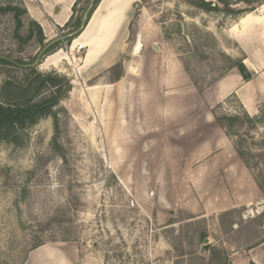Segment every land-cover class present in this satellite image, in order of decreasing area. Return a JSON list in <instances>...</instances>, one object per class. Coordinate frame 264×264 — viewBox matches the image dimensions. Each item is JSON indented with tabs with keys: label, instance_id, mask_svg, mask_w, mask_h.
<instances>
[{
	"label": "rangeland",
	"instance_id": "1",
	"mask_svg": "<svg viewBox=\"0 0 264 264\" xmlns=\"http://www.w3.org/2000/svg\"><path fill=\"white\" fill-rule=\"evenodd\" d=\"M226 1L241 11L204 13L175 0H134L112 64L122 63L125 80L115 85L109 83L111 66L84 68L87 48L71 49L73 41H65L91 1L77 0L56 38L61 49L48 52L50 43L40 47L28 13L19 29L23 38L31 32L27 43L16 38L12 14L0 13V55L25 62L37 55L38 71L66 75L72 85L60 104L65 112L57 148L50 118L24 133L23 147L0 143V264H216L201 233L218 248L248 244L258 222L244 223L242 209L223 219L224 234L231 221L238 224L227 236L214 217L197 216V196L188 183V144L169 141V116L160 105L165 99L153 83L172 62L187 58L191 36L197 38L193 27L212 35L217 50L234 58L246 54V66L264 70V7L243 12L246 0ZM8 4L25 8L24 0H0V6ZM115 36H104L102 51ZM209 68L203 61L195 73L204 79ZM5 74L19 77L22 70ZM217 98L208 101L221 104L218 115H236L245 123L232 140L264 186V105L251 125L236 99ZM255 210L249 215L258 217Z\"/></svg>",
	"mask_w": 264,
	"mask_h": 264
},
{
	"label": "crops",
	"instance_id": "2",
	"mask_svg": "<svg viewBox=\"0 0 264 264\" xmlns=\"http://www.w3.org/2000/svg\"><path fill=\"white\" fill-rule=\"evenodd\" d=\"M133 1L129 0L126 5L123 16L125 23L127 10ZM76 2L77 0H24V5L30 18L40 26L46 43L51 44L57 40L60 30L72 18V9ZM102 2L103 0L96 9ZM112 2L114 0H110L109 4ZM118 46L119 42L115 38L105 50L92 57L88 66L85 65V51L82 66L89 68L98 63L100 67L109 68L120 50ZM244 55L246 65L250 59ZM109 59H113L110 64ZM247 68L254 73L250 81L245 82L237 71L232 70L203 93H199L177 59L171 66L166 67V72L159 73L162 76L153 82L165 99V103L160 105L169 116L165 121L169 141L188 144L185 156L191 162L188 183L191 194L195 193L197 196L194 199L196 204H193L198 212L197 216L214 217L224 236L235 233L238 224L234 222L231 231L224 234L220 223L223 222V215L242 209L248 217L241 212L240 217L244 223L258 222L255 235L248 239V244L237 241L233 246L220 248L226 251L230 264H264V191L258 186L253 171L239 158L233 140L215 123L211 113L214 103H210L208 97L212 99L218 96L217 102L233 97L249 117L257 116L259 108L264 105V70L258 65ZM121 80H125V77ZM251 207L253 208L249 210ZM254 208L258 217L249 215L254 212ZM207 244L216 246L209 243V240Z\"/></svg>",
	"mask_w": 264,
	"mask_h": 264
},
{
	"label": "trees",
	"instance_id": "3",
	"mask_svg": "<svg viewBox=\"0 0 264 264\" xmlns=\"http://www.w3.org/2000/svg\"><path fill=\"white\" fill-rule=\"evenodd\" d=\"M100 1L101 0H94L92 7L87 13V20L91 17ZM175 1L193 7L204 13L223 12L226 14H234L235 12L241 11L234 10L226 0H217V2L207 0ZM244 4L246 8L243 12H254L257 8L264 6V0H246ZM82 12L85 13L84 11ZM0 13L12 14L15 22L14 34L21 43H27L31 39V32H29L28 36L24 38L19 34V29L22 27L21 16L27 15V11L23 6L9 4L6 6H0ZM81 20V17L75 20L73 25L74 28L71 32L73 34L65 39L68 44L77 37L78 34L76 31L81 26ZM68 24L69 22L66 26ZM30 25L36 32L37 41L40 44V47L44 48L46 46H43L45 39L40 26L34 21L30 22ZM193 30H195L197 38L193 35L191 36L192 50L187 58H180V63L190 78L192 85L199 93H203L232 70L237 71L245 82L252 79L254 73L249 71L244 64V54H242V57L240 58L231 57L224 51L215 48L217 43L212 35L200 32L196 27H193ZM206 42H212L213 45L208 46ZM54 49H61L60 41H54L53 43L48 44L45 52ZM36 58L37 55L30 58L28 62H25L22 59L13 60L9 57L0 55V76H4L0 83V143L11 144L16 148L23 147L25 144L24 133L31 127L37 125L41 120L50 118L52 120L54 132L52 141L54 147L57 148L60 135V117L61 113L65 112L60 104L67 99L71 92L72 85L70 79L66 75L53 72L42 73L38 71L37 65H34ZM203 61H207V65H210L208 73L204 75V79L199 78L195 73L197 68L202 65ZM12 69L22 70L21 76L12 77L5 74L6 71ZM107 73L109 75V83L115 84L124 77L125 70L122 63L117 62L108 69ZM208 75L210 76L209 81L206 80ZM220 108L221 104H218L211 110L215 123L228 138L232 139L233 137H237L240 129L243 128L245 123L241 122V118L236 115H218L217 110ZM242 113L245 121L252 125L254 123L252 118L249 117L246 112L243 111ZM232 127H236L235 132H231ZM239 145L240 144H237L236 142L234 143L236 153L244 164L253 171ZM3 171L4 170H0V175H2ZM255 178L260 189L264 191V186L261 184L262 182L259 181L257 177ZM227 216V214L223 215L221 219H224ZM261 219L262 216L259 217L260 224ZM220 223L223 227L224 223L221 221ZM232 225H234L233 221L229 223L227 232L231 231ZM200 235L202 240L207 238L205 233H201ZM41 245L42 244L37 247ZM204 247L209 253L211 262H215L216 264H230L227 253L223 249L210 244H206ZM173 264H177V262L175 261Z\"/></svg>",
	"mask_w": 264,
	"mask_h": 264
},
{
	"label": "bare ground",
	"instance_id": "4",
	"mask_svg": "<svg viewBox=\"0 0 264 264\" xmlns=\"http://www.w3.org/2000/svg\"><path fill=\"white\" fill-rule=\"evenodd\" d=\"M109 1L110 0H103L99 7L97 9L95 8L96 10L91 15V18L82 35L78 40H73L71 49L75 47H80L81 49H83V47L87 48V56L85 61L86 66L89 65V62L94 55L102 51V47L105 45L107 40V37L104 36L116 35L115 37L117 38L119 45L124 38L123 33L125 31V21L123 16L129 0H114V2L111 4H109ZM249 15L250 14H246V16ZM242 19L245 18L243 17ZM80 39L84 40L87 44L85 45L84 43H80ZM121 46L122 45L118 47L121 48ZM139 47L140 44L137 43L134 48V53H137ZM112 60L109 59L110 62H106L110 64Z\"/></svg>",
	"mask_w": 264,
	"mask_h": 264
},
{
	"label": "water",
	"instance_id": "5",
	"mask_svg": "<svg viewBox=\"0 0 264 264\" xmlns=\"http://www.w3.org/2000/svg\"><path fill=\"white\" fill-rule=\"evenodd\" d=\"M207 1H208V0H207ZM93 2H94V0H91V6H90V7H92ZM135 6H136V8H138L140 5H139V4H135ZM89 10H90V8H89ZM89 10H88V11H89ZM88 11L86 12V14L84 15V17H83V19H82L81 26H80L79 29L76 31V33L78 34L76 38H78V37L83 33V31L85 30V27L87 26V24H88V22H89V20H90V18H91V17H90V18L87 20V13H88ZM92 14H93V13H92ZM152 49H153V50H156L155 46H153ZM204 243H208V239H205V240H204Z\"/></svg>",
	"mask_w": 264,
	"mask_h": 264
}]
</instances>
